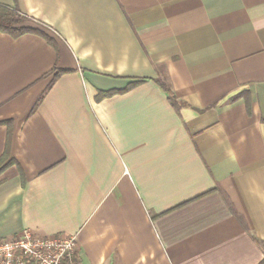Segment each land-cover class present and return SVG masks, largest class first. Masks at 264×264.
<instances>
[{
    "label": "crops",
    "instance_id": "0c3cea01",
    "mask_svg": "<svg viewBox=\"0 0 264 264\" xmlns=\"http://www.w3.org/2000/svg\"><path fill=\"white\" fill-rule=\"evenodd\" d=\"M0 5L52 41L0 32V240L75 235V264L264 259V0Z\"/></svg>",
    "mask_w": 264,
    "mask_h": 264
},
{
    "label": "built area",
    "instance_id": "2783aa9c",
    "mask_svg": "<svg viewBox=\"0 0 264 264\" xmlns=\"http://www.w3.org/2000/svg\"><path fill=\"white\" fill-rule=\"evenodd\" d=\"M77 237L43 236L24 229L0 240V264H75Z\"/></svg>",
    "mask_w": 264,
    "mask_h": 264
},
{
    "label": "trees",
    "instance_id": "16d2710c",
    "mask_svg": "<svg viewBox=\"0 0 264 264\" xmlns=\"http://www.w3.org/2000/svg\"><path fill=\"white\" fill-rule=\"evenodd\" d=\"M0 32L8 34V35L15 37V38L20 37L24 34H28V33H37V34H41L42 36H44L52 44V41L48 36H46L44 33H42L41 31L36 29L34 26H32V22L27 16H25L24 14H22L21 12H19L16 9H12V8L2 6V5H0ZM54 73H56V77H57V76L61 75L62 73H66V71H61V70L57 71V67H55L52 70L51 74H54ZM52 83H53V81H52ZM52 83H51V85H52ZM140 83H141V81L135 82L132 85H130L127 89H125L124 91H120L119 93H123L125 91H128ZM115 93H117V92L113 91V92H107L104 94H100V96L98 97V100H101L107 96L114 95ZM169 99L171 100L172 97L169 96ZM9 139H8L7 150L4 154V156H2V158H0V167L4 164L5 159L9 155ZM260 243L264 248V241H262ZM259 264H264V259Z\"/></svg>",
    "mask_w": 264,
    "mask_h": 264
}]
</instances>
